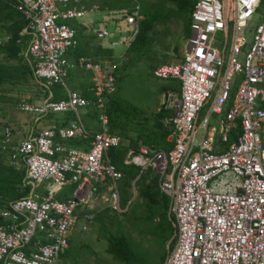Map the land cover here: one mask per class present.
<instances>
[{"label":"built area","instance_id":"obj_1","mask_svg":"<svg viewBox=\"0 0 264 264\" xmlns=\"http://www.w3.org/2000/svg\"><path fill=\"white\" fill-rule=\"evenodd\" d=\"M88 1L19 0L17 8L32 35L28 54L44 92L51 93L64 82L68 67H74L66 55L76 44V32L63 21L86 15L60 7ZM263 2L197 0L183 62L154 71L157 79L181 82V97L166 119L172 149L141 145L127 163L153 167L160 190L171 199L175 244L165 264H264V16L249 34L255 19L262 17ZM135 16L126 17L128 25L137 27ZM96 32L100 38L108 35L106 29ZM219 32L226 37L225 45L220 43L223 49L217 45ZM80 66L94 73V105L103 131L92 134L73 122L45 129L10 150L11 164L26 169L24 185L47 182L49 192L32 191L0 210V264H56L70 245L77 211L94 196L95 184H107L108 206L123 212V174L108 155L123 141L106 130L117 65L82 58ZM90 104L70 92L67 100L56 101L50 94L41 104L24 103L19 109L40 120L67 112L79 118ZM12 138V128L6 127L0 148L8 151ZM77 138L88 140L90 148L66 144ZM66 187L73 191L61 201L57 193Z\"/></svg>","mask_w":264,"mask_h":264},{"label":"crops","instance_id":"obj_2","mask_svg":"<svg viewBox=\"0 0 264 264\" xmlns=\"http://www.w3.org/2000/svg\"><path fill=\"white\" fill-rule=\"evenodd\" d=\"M16 1H17L16 3H11V2H8V3L19 14H21L20 10L17 8V6L19 5V0H16ZM196 2H197V0H195L193 2L192 6H190V8H189V11H190L189 14H191V23H192V13H193V10L195 8ZM127 7H129V6H127L126 3H123L121 5L120 4L117 5L116 0L111 2L110 4H109L108 0H90V1H88L86 3H82V4L70 3L68 5H62L60 7L62 10L76 9L79 11H85L86 15L82 18L63 21L64 23L68 24L71 28H73L76 32V44L66 55V61L68 63L74 65V67L73 68L68 67L67 75L64 79V82L57 84L55 87H53L51 90V93L50 92H44L41 83L35 77L34 61L31 59V57L28 54V48H29V45H30V42L32 39V35L28 31H26L28 28V21L25 19L27 25L23 29L21 35L22 36L26 35L28 37V41L26 43L27 44L26 48L22 51V53H20V56H22L23 60L25 61V64H27L32 69L33 77L31 79L30 83L25 82V78H23L22 81H19L21 76L19 78V75L17 74V72H16V78L14 80L10 81L7 78H4V81L3 82L1 81L0 85H1V83H3V84H6L8 86V84H12V83L15 84L18 81L20 82V84L16 85L15 88L11 87V86L7 87V88H0V95L4 97V99H2L0 104L3 103L5 106L10 107L11 105H13L11 103V101H13L14 99H18L17 97H12V96H15L14 95L15 93H20V92H22V96H23L24 101L19 103L18 104L19 106L21 104H24V103H26V104H41V103H43V101L46 98H48L50 96V94H52L53 99L56 101L67 100V99H69L70 92H77L80 95H82L83 97H85L86 99H88V98L86 96H84L83 94L84 93H92V98L88 99L91 102V104L86 109L80 111L79 118L74 112H67V113L50 114L49 116H47L41 120L37 119V117H33L30 114L22 112L19 109L18 105H17V111L16 112H13L12 110L8 111L12 108L3 107L0 105V107H2V109H0V113H1L2 118L4 119V124L3 125L0 124V139L3 137L6 127L12 128V133H13L12 142H14V144H17L21 141L27 140L31 136L36 135L37 133H39L45 129H48V128L60 129V128L69 127L70 124L73 122L82 123L92 134L99 133V132L103 131L102 127H100V125H101V122L99 119L100 113L97 110V107L94 105V100H95V95L93 92V86H94L93 76H94V73H93V71L86 70L85 68L80 66V60L82 58H87V59L91 60L94 64H98L101 66H108L112 63L117 65V79H116V83H115V91L113 92V94L108 95L109 101L107 102V105H106V114L108 117V126H107L106 130L111 135H116V136L121 137L123 144L118 148H121V147L128 145V141H126V140L124 141L122 138L123 136L121 134L120 135L113 134L110 131V113H109V110H110L109 105L111 104V99L114 96H116V94H119L120 102H121V105L123 108H127V107L131 106V107L137 108L140 111H145L144 109L138 108V107L134 106L133 104H131L130 102L124 100L120 94V82H121V79L123 76V72H122V75L119 74L118 66H120V64L117 61L122 60V58H124V56L128 53V50L130 49L132 44L139 37L140 23L144 19V13H143V11H140V7H137L136 5L131 6L129 8H127ZM134 12L136 13L135 17L137 19V27L132 26V25H128L126 22V17L129 16V14H133ZM263 16H264V13H263ZM263 16L255 19L256 22H254L253 25H251L249 28V34L252 33L255 25L263 19ZM111 27H112V30L110 29ZM231 28L233 29V26H231ZM101 29H106L108 31V35L103 37V38H100L96 31H100ZM126 30H129V32H130L129 36H127L128 33H126ZM189 34L191 35V29L189 31ZM122 35H126V36H122ZM0 38L3 39V44L0 47V57H2V58H0V69L4 68L7 70H11V72H14L15 69H18L19 67H21V65H20V63H18V64L12 63L9 55L7 54V48H8L7 45L10 43L12 37H10L9 35H0ZM189 38H190V36H189ZM189 38L187 37V42H188ZM187 42L183 45L184 52H183V56H182L181 60H179V63L160 64L159 66L156 67V69L163 66V65L181 64L183 62V59H184V54H185V51L187 48ZM119 46H124L126 49H125V51H123L122 54H119V56H118V54L115 52V49ZM221 49H223V47ZM227 52H228V50H227ZM10 66H13L12 69ZM129 66H130L129 62H127L125 64L126 68L124 67L125 68L124 71H126L129 68ZM154 71L152 73L153 77H155ZM240 79L241 78H239V80ZM166 81H169V84L161 86V89L165 88L164 90H166L168 87H169V89H167V91L165 92L166 102H164L162 106H164V104L166 105L165 108L167 111L170 112V115L167 116L166 118H164V121H162V124L165 127H168L170 125L167 124L166 119L173 115L172 106L175 103V101L181 97L182 87H181V82L179 80H166ZM39 84H40V87H39ZM34 85H37L39 87V90L43 94V96L36 95L33 97L31 95V91L34 88ZM36 89H37V87H36ZM8 100H9V102H7ZM161 109L162 108H158L156 110L158 112L156 114V117L161 112ZM156 117H155V119H156ZM129 122H132V119H130ZM137 122H138V120H137ZM141 122H142V125L144 127H151L153 125V128H154L155 120H151V122L150 121L149 122L148 121H141ZM170 128H171V126H170ZM155 131L157 133H160L161 135L164 134V130L156 129ZM137 133H139V130L136 131L135 136H137ZM169 134H168V136H169ZM168 136L166 138V143L172 149V143L169 142ZM66 144H68L72 148H77V149H82V150H88L90 148L89 141L86 139H81V138L69 140L66 142ZM141 145L148 146V147L154 146V145H152V146L146 145L143 142V139H140L138 141V148H140ZM114 149H116V148H114ZM159 150H163V149H159ZM134 151L135 150H131L128 152V154L124 160V164L129 165V166H135L140 171V175L135 180L128 182L129 185L127 184L126 180H124V176H123V179L120 180V182H119L120 200H121L122 208H123L124 197L127 196V194L130 195V199H129V201L127 203V207L125 209H130L131 206H133L132 204H134V202L136 200L135 199L133 201V194H134V192H136V193L139 192V190L135 191V188H136V184L138 183L137 180L140 178L141 175L145 176L146 174L151 173V175H150L151 178L153 177V175L158 177V174L153 169V167H149L148 169H143L141 166L135 165L133 163H127V161L129 160V155L131 153H136ZM163 151H166V150H163ZM109 158H110V156H109ZM110 160H111V158H110ZM8 162H10V157H9ZM11 165L16 167V168H24L25 169V167L23 165H21V166H16L13 164H11ZM25 171H26V169H25ZM106 185H105V183L95 184L94 195H96V190H97V194H100L103 191L101 193L102 198L104 199L105 203L108 204L107 200H106L108 198V195H106V193L108 192L106 189ZM29 187L31 188L30 192L37 191L38 193H40L44 196L47 195V193L49 192L47 182L41 183L40 185H37L36 187H34V185H29L28 188ZM66 188H70L71 193H72V191H73L72 187H66ZM66 188L62 189L61 191H59L57 193V197L61 201H66L69 198V196L71 195V193L66 194L64 192ZM146 188L147 187H144V189H146ZM158 188H159V185H158ZM131 190H132V194H131ZM159 192L162 195L169 198L170 206H169L168 214L170 217H172L170 214V207H171L170 197L167 196L166 194H164L160 190V188H159ZM139 196H140V192H139ZM93 207H94L93 205H89L90 209H93ZM107 209H110V208L109 207H107V208L103 207L99 211H96V213L106 211ZM110 210L119 214V215H123L127 212L126 211L124 213H121V212L115 211L112 208ZM136 210H135V212H137ZM78 212H79V210L77 211V216L79 219V216H83V215H79ZM137 216H139L138 213L135 215V217H137ZM84 217L85 218L87 217L86 219L89 220L91 218H88V217H92V214L89 213L87 216H84ZM175 231H176V228H175ZM73 233H74V229H73ZM73 233H72V236L70 239V245H69L68 249L60 256V258L56 262V264H61V262L64 260V258L69 256L72 253V251L74 250L75 239H72ZM173 237L174 236H172V238ZM170 240H169V242H170ZM167 246H168V244H167ZM92 261H94V259Z\"/></svg>","mask_w":264,"mask_h":264},{"label":"rangeland","instance_id":"obj_3","mask_svg":"<svg viewBox=\"0 0 264 264\" xmlns=\"http://www.w3.org/2000/svg\"><path fill=\"white\" fill-rule=\"evenodd\" d=\"M113 1L115 0H108L109 4ZM194 1L195 0H192V2ZM116 3L117 5L126 3L129 7L136 5L140 7V11H143L144 14H148L155 20L152 30L147 32L136 44L135 51L129 53L130 50H128L124 58L117 61L120 64V66H118L119 74L122 75L123 72L120 82L121 96L134 106L145 110L140 112V121L148 119L151 122V120H155L156 114L158 113L156 110L161 108L163 103L166 102L165 92L169 89V87L166 90H164L165 88L161 89V86L168 85L169 81L157 79L152 76V73L160 64L179 63V60H181L184 52L183 45L187 42V27L189 21L188 2L186 4L182 3L181 0H116ZM263 12L264 6L261 8L259 16H262ZM110 29L112 30V27ZM126 33H128L127 36L130 35L129 30H126ZM216 39L217 45L222 48L223 46L220 43L225 45V34L219 32ZM125 49L124 46H119L115 49V52L119 56ZM31 59L35 63L32 57ZM11 61L12 63H19L15 59ZM127 62H129L130 66L124 71ZM13 84L14 83L8 85L13 87ZM39 87L34 85L31 91L33 97L36 95L43 96ZM14 95L15 96L12 97H17L18 99L11 101L13 105L10 107L5 106L3 103L0 105L12 108L8 111L12 110L16 112L17 105L24 101V99L22 92L15 93ZM7 102H9V100ZM204 114L205 111L201 115L200 122ZM0 124H4L1 113ZM4 164L9 166L8 162H4ZM150 175L151 173L146 174L145 178L150 177ZM137 190H139V192L141 191L138 184H136L135 188V191ZM64 192L69 194L71 193V189L66 188ZM139 192H134L133 201L136 200L134 204H132L133 206L126 210L128 213L119 215L110 209L96 213V211H99L101 208L108 207L102 198V194H97L96 190V195L93 196L88 204L79 209V215L83 216H79L74 227L72 238L75 239L74 250L69 256L64 258L61 264H122L117 262L109 253V240L118 235L122 238L125 236L127 239L124 240L128 241L132 248L138 253H143L145 250L149 249L150 246L148 245L147 239V237H149L147 234L149 229L148 223L155 224L158 220L155 218L147 223L145 221L136 220V207L146 206V203H144L145 199L142 198L141 195L139 196ZM106 195H108V192ZM89 205H93V209H90ZM141 211L142 210H139V212ZM89 213L92 214V217L87 220V217L85 218L84 216H87ZM138 214L141 217L140 213ZM93 259L94 261H92Z\"/></svg>","mask_w":264,"mask_h":264},{"label":"trees","instance_id":"obj_4","mask_svg":"<svg viewBox=\"0 0 264 264\" xmlns=\"http://www.w3.org/2000/svg\"><path fill=\"white\" fill-rule=\"evenodd\" d=\"M8 2L16 3L17 1L0 0V35H9L12 37L10 43L7 45V54L9 55L10 60L15 59L20 63L21 67L15 69L14 72L4 68L0 69V82H3L4 78H7L10 81L14 80L17 72L19 78L21 76L19 81H22L23 78H25V82L30 83L33 77V71L27 64H25L22 56H20V53H22L27 46L26 43L28 41V37L26 35H21L27 23L24 16L19 14L9 5ZM181 2L186 4L188 2L189 8L193 4L192 0H181ZM263 6L264 2L262 3V7ZM154 24L155 20L145 13L144 19L140 23L139 37L130 47L129 53L135 51L136 44L144 37V35H146L147 32L152 30ZM191 24V14H189L187 27L188 38L190 36L189 31L191 29ZM10 67L12 69L13 66ZM19 81L13 84L14 88L16 85L20 84ZM7 87H10V85L7 86L3 83L0 85V88ZM83 95L88 99L92 98V93H84ZM2 99H4V97L0 95V102ZM165 107V104L161 107V112L155 119L154 128L153 125L151 127H144L142 122L139 121L140 110L131 106L123 108L120 102L119 94H116V96L111 99V104L109 105L110 131L113 134H121L123 136V140L128 141V145L121 148L111 149L109 151V156L112 163L116 165L120 172L123 173L124 180H126L128 185V182L135 180L140 175V171L135 166L125 165L124 160L129 151L135 150L134 152H138V141L140 139H143V142L146 145H154L151 148H157L156 150L163 149L168 152L171 149L166 143V138L170 133L171 128L168 125V127H165L162 124L164 118L170 115V112L167 111ZM0 109H2V107H0ZM130 119H132V122H129ZM145 121L149 122L148 119ZM156 129L164 130V134L161 135L160 133H157L155 131ZM138 130L139 133L135 136L136 131ZM16 145L17 144L12 143L8 144V151H4L0 148V210L9 207L10 203L13 201L26 197L31 191V188H28L29 185H24V179L26 177L25 169L16 168L8 162L10 150ZM4 162H8L9 166L5 165ZM159 181V175L158 177L153 175L152 178L151 176L145 178V176L141 175L137 180V184L141 188L140 195L145 199L144 203H146V206L136 207L137 213H140L141 215V217L137 216L136 220L145 221L146 223L155 218L158 220L155 224L148 223L149 229L147 234L149 237H147V239L150 248L145 250L143 253H138L132 248L128 241L124 240L127 239L125 236L122 238L118 235L117 237L109 240V253L117 262L122 264H165L167 257L173 248L174 242L171 244L170 248H167V244L172 236L175 235V221L173 217L168 215L170 200L159 192ZM144 187L147 188L144 189ZM129 199L130 195L127 194V196L123 199L124 209L127 207ZM139 210L142 211L139 212ZM126 213H128V211ZM3 222V219L0 218V224Z\"/></svg>","mask_w":264,"mask_h":264},{"label":"clouds","instance_id":"obj_5","mask_svg":"<svg viewBox=\"0 0 264 264\" xmlns=\"http://www.w3.org/2000/svg\"><path fill=\"white\" fill-rule=\"evenodd\" d=\"M261 8H262V5H261ZM261 8H260V12H261ZM263 13H264V12H263ZM262 16H263V15H262ZM113 149H114V148H113ZM108 155H109V153H108ZM9 163H10V162H9ZM10 164H11V163H10ZM158 175H159V174H158ZM28 195H29V194H28ZM28 195H27V196H28ZM84 206H85V205H84ZM84 206H83V207H84ZM107 206H108V204H107ZM108 207L111 209L110 206H108ZM121 207H122V206H121ZM81 208H82V207H81ZM81 208H80V209H81ZM122 210H123L122 213H124V212H126L127 209L122 208ZM175 233H176V231H175ZM174 236H175V235H174ZM173 242H174V237H173V240H172L171 244H172ZM171 244H170V246H171ZM174 244H175V243H173V247H174ZM170 246H169L168 248H170ZM172 249H173V248H172ZM171 251H172V250H171ZM165 263H166V262H165Z\"/></svg>","mask_w":264,"mask_h":264},{"label":"water","instance_id":"obj_6","mask_svg":"<svg viewBox=\"0 0 264 264\" xmlns=\"http://www.w3.org/2000/svg\"><path fill=\"white\" fill-rule=\"evenodd\" d=\"M173 238L170 240V242L168 243V247L170 246L171 242H172Z\"/></svg>","mask_w":264,"mask_h":264}]
</instances>
